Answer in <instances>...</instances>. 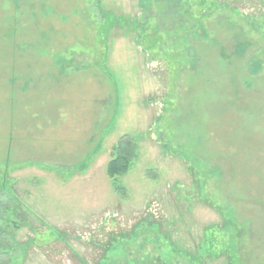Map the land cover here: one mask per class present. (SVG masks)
Returning <instances> with one entry per match:
<instances>
[{
  "label": "rangeland",
  "instance_id": "374dc122",
  "mask_svg": "<svg viewBox=\"0 0 264 264\" xmlns=\"http://www.w3.org/2000/svg\"><path fill=\"white\" fill-rule=\"evenodd\" d=\"M221 1L105 42L93 0H0V174L27 218L0 264H188L203 241L264 264V1Z\"/></svg>",
  "mask_w": 264,
  "mask_h": 264
},
{
  "label": "trees",
  "instance_id": "16d2710c",
  "mask_svg": "<svg viewBox=\"0 0 264 264\" xmlns=\"http://www.w3.org/2000/svg\"><path fill=\"white\" fill-rule=\"evenodd\" d=\"M141 1L144 3L140 5V14L130 16L116 14L114 11L105 9L103 6H101L99 0H93L95 6V18L96 22L98 23V32L100 36L104 37L106 40L105 42H107V39L117 27L131 30L130 32L135 33L137 39H141V37H144L147 34V29L152 24V22H155V25L159 27L157 30L161 31L163 29V18L166 14L170 13V10H178L181 9L183 5H187L185 11L188 13L187 10L191 7V0H155L157 6L160 7V11H154L153 6L155 4L150 3L151 0ZM204 1L208 3L215 2L223 7L229 8V5L221 0ZM262 1L264 0H261V2ZM232 9L239 11L237 7H233ZM252 18H254V16H252ZM252 18L249 17V20ZM259 21L260 19L257 20V22ZM114 147L113 157L107 165V173L112 178H115L119 174L128 171L132 161L135 159L138 153L137 143L135 139L130 136L123 137ZM20 207L21 203L19 197L15 194L12 179H9L4 174H0V245L5 246L6 249L15 247L17 244L13 234L8 230L9 227L14 226V228L18 229L20 227L18 221L26 223V213L25 211L21 213ZM11 216L15 217L16 220H11ZM200 248H202V252L197 251L194 255L187 254L189 258L188 264H206V254L212 255V251L210 248H206V243H204V241L200 243ZM183 255L186 257V253ZM237 259L238 256L233 254L232 260L229 258L228 264H242L241 260L238 259L237 261ZM1 264H4V262L1 261ZM5 264H10V260L7 259Z\"/></svg>",
  "mask_w": 264,
  "mask_h": 264
}]
</instances>
